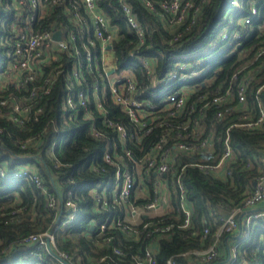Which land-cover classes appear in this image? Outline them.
Here are the masks:
<instances>
[{"label": "built area", "instance_id": "built-area-1", "mask_svg": "<svg viewBox=\"0 0 264 264\" xmlns=\"http://www.w3.org/2000/svg\"><path fill=\"white\" fill-rule=\"evenodd\" d=\"M116 2L135 38L131 46L124 45L129 46L126 50L129 65L124 68H118L115 62L117 54H122L123 50L117 53L113 46L121 35L106 19L99 0H10L11 15L14 18L7 24L9 31L0 34V47H6L7 58L1 86L11 83L15 88L22 89L29 83L38 81L28 89V95L24 99L26 106H23L19 96H14L11 102L13 112L29 118L32 100L40 94H50L54 83L62 75V108L65 106L66 113L71 112L72 118L80 116L82 120L88 121V129L93 138L105 141L104 150L93 153L88 161L90 169L102 175V180L87 191L92 198L91 209L100 211V216L90 222V228L93 227L94 230L97 227V232L103 233L113 226L125 229L121 226H126V223L138 224L141 216L165 215L172 210L171 199L174 195L178 196L177 209L182 216L181 227H187L190 224V212L183 181L186 168L198 167L204 173L211 172L217 178H225L230 174L227 164L234 162L228 141L230 129L238 126L253 131L260 129L264 123V108L257 97L261 86L254 95H251L250 88L253 78L264 67V57L261 63H256L264 54V0H246V7L243 2L236 6L238 12L230 18L233 21L238 15V26L233 31L234 44L229 48L228 54L239 55L240 60L245 58L246 53L240 54V50H237L242 44L240 40L249 39L253 35L256 43L251 48L256 51L251 58L234 69L228 80L222 79L218 83L215 82V72L218 69H212L211 66L214 57L211 51L217 48L219 42H213L202 51V57H197V53L183 56L158 78L157 61L147 53L152 48L151 31L144 30L127 0ZM140 2L149 12L158 16L169 30H189L194 26L195 17L205 0ZM53 24L56 25L52 28ZM55 31H60L58 40L53 38ZM178 36L180 32L173 39L177 40ZM228 37L229 31L224 30L219 41L227 40ZM206 62L209 64L206 65ZM51 64H54L53 68L47 71L43 69ZM135 70L145 75L149 83L161 87L159 97L152 101L141 97ZM210 70L212 73L207 76ZM37 91L41 93L37 95ZM247 95L257 101V116L254 107L247 102ZM1 104H5V101ZM113 105L125 115L129 124H124L116 116L112 110ZM209 109L213 110V114L208 123ZM43 111V106L36 107L32 113L34 120ZM234 111H239L237 120H230L223 130L222 153L217 156L212 122L222 121ZM13 119L23 125L18 117L13 116ZM155 129L161 131L158 138L140 157L135 158L130 144L138 145L142 137ZM216 138L221 139V136L217 135ZM57 145L54 140L52 146ZM200 154L212 156V161L215 162L201 163L205 157L198 162H181L182 157L191 158ZM97 160L111 166V174L100 168ZM36 172L29 167H17L10 174L16 179L32 178L42 189ZM7 174L0 169L1 176ZM4 189L5 186L0 192ZM43 193L46 194V206L51 208L54 197L45 190ZM263 199L264 173L258 178L254 192L244 199V206L254 208ZM80 200L78 190L72 185L66 192L65 206L69 210L67 219L61 225H55L52 231L31 234L19 243L30 246L35 251L42 250L46 244L53 246V232L73 224L72 221H76L81 215ZM237 212L212 222L217 228V236L221 232L239 233L232 253L221 264H236V250L249 241L250 232L256 224L252 222L264 216V212L250 211L242 222H237ZM158 230L167 231L169 226L154 229ZM204 233H207L206 229ZM130 234L136 238L134 233ZM114 253L119 254L121 251L114 249ZM58 255L67 260L65 252ZM196 255L210 260L217 256V251L214 246H210L205 251H198ZM31 260H34V256ZM102 260L103 258L99 262ZM142 264H156L152 248L145 250ZM165 264L176 262L169 258Z\"/></svg>", "mask_w": 264, "mask_h": 264}, {"label": "trees", "instance_id": "trees-1", "mask_svg": "<svg viewBox=\"0 0 264 264\" xmlns=\"http://www.w3.org/2000/svg\"><path fill=\"white\" fill-rule=\"evenodd\" d=\"M9 1L0 0V34L9 31L7 24L14 18ZM127 1L144 30L151 31L152 48L147 53L157 61L158 78L168 72L183 56L197 53V57H202V51L213 42H219L217 48L211 51L214 56L211 66L212 69H218L215 72V82L218 83L222 79L228 80L234 69L251 58L256 51L251 48L256 43L253 35L249 39L240 40L242 44L237 50H240V54L246 53L245 58L240 60L239 55L237 57L236 54H228L229 48L234 44L233 31L238 26V15L234 17L233 22L230 20V17L238 12L234 9V0H205L195 17L194 26L189 30H169L158 16L141 5L140 0ZM241 2L246 7V0ZM99 5L106 19L121 35V38L113 43L117 53L123 50L115 59L117 67H127L129 60L126 50L134 44V35L118 10L116 0H99ZM55 25L53 24L52 28ZM224 30L229 31V37L219 41V36ZM179 32L180 36L174 40L173 37ZM125 44L129 46L125 47ZM5 48L0 47V169L8 174L0 175V189L5 186L0 192V264H63L52 256L45 246L42 250L35 251L30 246L21 245L19 241L31 234L52 231L55 225H61L67 219L69 210L65 206L66 192L72 185L80 195L81 215L72 222L73 224L53 232L54 245L50 246L56 254L65 252L68 264H142L145 250L150 248L153 249L156 264H165L169 258L174 259L176 264H221L228 259L239 233L221 232L217 236V228L212 222L235 211H238L235 216L237 222H242L250 211L264 212V199L254 208L244 206V199L254 192L258 178L264 173V123L260 129L253 131L238 126L230 129L228 141L234 162L227 164L230 174L225 178H217L211 172L204 173L198 167L186 168L183 181L190 212V224L187 227H181L182 216L177 209L178 196L174 195L171 199L172 210L167 214L141 216L140 223H126V226H121L126 230L113 226L103 233H98L97 227L90 230V222L100 216V211L91 209L92 198L87 191L102 180V175L92 171L88 161L93 153H101L104 150L105 141L93 138L88 129V121L82 120L80 116L72 118L71 112L63 114L62 75L54 83L50 94L41 95V92L37 91V95H40L32 100L29 118H23L22 114L13 112L11 102L14 96L22 98L23 106H26L24 99L28 95V89L38 81L29 83L22 89L15 88L11 83L1 86L6 71ZM263 57L264 54L256 63H261ZM53 67L54 64H51L43 69L47 71ZM135 72L141 87V97L151 101L159 97L161 87L149 83L148 78L137 70ZM211 73V70L207 72V76ZM259 86L261 89L256 94L264 108V67L250 83L251 95H254ZM3 101L5 104H1ZM247 102L254 107L257 116V101L247 95ZM38 106H43L44 111L34 120L32 113ZM107 108L110 109L109 106ZM112 110L124 124H129L116 106L113 105ZM238 113L239 111H234L224 120L212 122L217 156L222 153L223 130L230 120L236 119ZM212 114L213 110L209 109L208 123ZM110 115L112 116V113ZM250 115L255 118L253 113ZM13 116L22 120L23 125L18 124ZM106 133L111 134L110 131ZM160 133L159 129H155L142 137L138 145L130 144L134 157H140ZM217 135H220L221 139H217ZM54 140L58 143L57 147L52 146ZM212 158L210 155L200 154L191 158L182 157L181 162L185 164L203 160L201 163L212 164L215 162ZM96 163L110 174L113 171L111 166L101 160ZM17 167L36 170L42 189L32 178L26 180L12 177L10 173ZM43 190L54 197L51 208L46 206L47 199ZM254 222L256 224L250 232L249 241L244 243V247H238L236 250V264H264V216L252 223ZM144 224L147 226L144 227ZM165 225L169 226V230L154 231L155 228ZM205 229L207 233H204ZM125 232L134 233L136 238ZM210 246H214L217 251V256L213 259L207 260L196 255L198 251H205ZM114 249L121 253H114ZM33 256L34 260H31ZM101 258L103 260L99 262Z\"/></svg>", "mask_w": 264, "mask_h": 264}, {"label": "water", "instance_id": "water-1", "mask_svg": "<svg viewBox=\"0 0 264 264\" xmlns=\"http://www.w3.org/2000/svg\"><path fill=\"white\" fill-rule=\"evenodd\" d=\"M53 38L54 39H59L60 38V31H55L53 33ZM110 48V46H108ZM90 230H93V227L90 228ZM46 248L48 249V251L52 254V256H54L56 259H58L59 261H61L63 264H68L66 262V260L62 259L58 254H56L50 247L49 244H46Z\"/></svg>", "mask_w": 264, "mask_h": 264}, {"label": "rangeland", "instance_id": "rangeland-1", "mask_svg": "<svg viewBox=\"0 0 264 264\" xmlns=\"http://www.w3.org/2000/svg\"><path fill=\"white\" fill-rule=\"evenodd\" d=\"M241 2V0H234V2H233V6H234V9L236 8V6L239 4ZM230 20H231V22H233L232 21V19L230 18ZM187 56H190V55H187ZM62 110H63V112L64 113H66V109H65V106H64V108H62ZM76 113H77V111H76ZM226 212H224V214H225ZM79 216V215H78ZM225 216V215H224ZM226 217V216H225Z\"/></svg>", "mask_w": 264, "mask_h": 264}, {"label": "bare ground", "instance_id": "bare-ground-1", "mask_svg": "<svg viewBox=\"0 0 264 264\" xmlns=\"http://www.w3.org/2000/svg\"><path fill=\"white\" fill-rule=\"evenodd\" d=\"M73 222V221H72Z\"/></svg>", "mask_w": 264, "mask_h": 264}]
</instances>
